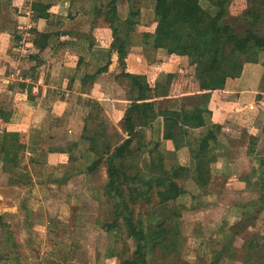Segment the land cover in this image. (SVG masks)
<instances>
[{"label": "trees", "instance_id": "16d2710c", "mask_svg": "<svg viewBox=\"0 0 264 264\" xmlns=\"http://www.w3.org/2000/svg\"><path fill=\"white\" fill-rule=\"evenodd\" d=\"M88 2L89 6L82 0H70L66 16L74 20L80 14L90 15L88 33L63 28L62 16H56L51 11L52 3L44 0L30 2L32 20L45 22L41 30L31 28V50L34 48V52L29 53L28 59L34 63L32 74L34 76L43 64L41 53L50 47L52 38H93V30L99 23H104L112 37L110 60L95 74L82 76V91L91 92L89 86L99 74L108 71L115 52L121 69L116 78L126 87L128 103L114 123L99 100L93 97L80 100L82 106L78 116L84 122V130L92 135L64 146L52 143L46 150L66 155L64 180L78 172L80 166L76 168V163L81 158L87 162L91 160L85 173L104 172L105 202L112 206L114 214V220L105 223L104 227L107 230L124 227L127 236L134 240V250L120 264H150L157 250L164 258L180 250L183 211L186 210L185 202L180 199L187 198L191 193V189L181 185L180 180L190 175L187 184L194 186V181L198 184L201 190L192 193L190 199L195 204L193 212L203 209L202 205L207 206L208 203L202 198L216 193L207 191V184L215 182L220 185L219 181L223 179L224 182L227 176L225 171L223 173L226 174H218L217 177L211 173L209 165L216 161L218 155L212 153L208 157L207 154L220 144L231 146L228 138L221 140V135L226 134L225 122L212 120V109L203 97L189 107L180 108H157L156 99L168 97L176 79L184 78L186 86L191 85V78L195 79L202 92L223 91L232 81L242 85L247 65L259 64L264 69L261 60V53L264 52V0H244L241 11L233 20L230 19L233 0H155L154 11L158 21L153 30L143 33V46L163 49L170 56H182L190 48L196 50L198 47L197 51L205 49L210 57L206 64L195 67L193 73L184 66H180L175 73H162L154 85L150 84L146 73L127 69L131 34L140 25L139 0H127L129 11L125 18L121 16L120 0ZM20 34L15 36L19 38ZM81 61L80 57L79 63ZM261 77L264 78V71ZM75 78L68 82L70 89ZM14 85L25 92L29 104L35 105L33 83L22 80L14 82ZM12 115L13 109L0 102V116L4 122H9ZM158 117L163 122L162 138L169 142L166 154L160 149L161 143L155 142L153 137V124ZM252 119L251 116L247 123H243V128L252 127ZM24 138L21 131L0 128V161L4 172H12L19 166L21 157L29 148ZM250 139L256 145L259 138L257 134H251ZM143 153H146V158H143L145 164L141 165L139 161ZM169 156L183 159V162L168 168L165 161ZM263 166L264 161L260 168H254L253 176L246 179L249 185L256 180L260 187H264ZM14 183L20 184L19 180ZM154 189L157 190L155 198L151 194ZM252 205L247 202L237 204L242 209V218L233 223L224 221L222 227L232 230V240L254 226L260 210L256 213ZM147 208L150 209L143 213ZM1 236L6 238L7 243L15 245L5 213L0 211V239ZM231 249L230 244H223L218 250L208 248V252L213 253L210 262L219 264L225 252ZM241 250L246 251L247 262L264 264V234H253L243 239ZM3 252L0 245V253Z\"/></svg>", "mask_w": 264, "mask_h": 264}, {"label": "rangeland", "instance_id": "374dc122", "mask_svg": "<svg viewBox=\"0 0 264 264\" xmlns=\"http://www.w3.org/2000/svg\"><path fill=\"white\" fill-rule=\"evenodd\" d=\"M82 1L89 6L88 0ZM243 2L244 0H233L230 12L231 20L237 16L238 11H241ZM237 5L238 9H235ZM119 6L121 16L125 18L129 11V3L127 0H120ZM154 6L155 0H139L140 25L131 34V38L136 39L134 44L141 41L144 32L151 31L156 26L158 17L155 14ZM90 17V15H81V17L78 16L74 20L69 19L68 21V17H66V21H63L61 26L65 29L74 28L88 33ZM105 28V24L99 23L93 30V38L95 40L106 38ZM27 29L28 23H23L18 31ZM107 32H110L108 28ZM79 38H84V36ZM197 50L198 47L196 50L190 48L183 59V66L191 73L195 72V67L206 64L210 57L207 50H201L200 53ZM147 54L148 57L150 54ZM24 66L30 65L25 63ZM115 72L119 73L120 71L118 69ZM185 72L187 73V70ZM114 75L113 71L101 75L98 80L100 87L105 86L106 88L103 95L104 101H108L110 97L124 94L122 89L120 91L112 89V85L117 86L116 84H118ZM194 81L196 82L191 78L190 84ZM196 84L197 82L191 86L195 87ZM75 99L76 97H72L70 101L75 102ZM198 99V96L190 95L182 102L185 105H193ZM179 101L174 99V105L180 104ZM252 104L260 109L256 117H252L253 128H243L242 126L251 118L246 111L233 110L230 117L237 118L238 123L233 127L228 126V128L225 125L226 134L221 135V140L228 138L231 141V146L220 144L219 147L216 146L217 149L215 148L207 154L208 157H211L212 153L224 154L228 157L230 165L225 170L227 176L224 182L221 179L220 185L215 182L207 184V191L216 192L214 195L209 194L202 198L208 205L206 206L204 203L203 209L200 208L193 212L195 204L190 199V195L201 189L195 181L194 186L192 183L187 184L190 181V175L180 180L181 185H186L191 189L187 198L180 199L185 202L186 206V210L183 211L180 250L165 258L162 257L161 251L157 250L156 255L150 259V264H212L210 260L213 253L208 252V248L218 250L223 244H230L232 249L225 252V256L219 264L256 263L254 261L247 262L245 260L246 251L241 250L243 239L250 238L253 234H264V187H260L256 180L252 181L251 185L246 181L255 173L253 172L254 168L257 166L260 168L264 161V99L256 101V103L252 102ZM253 106L251 107L253 108ZM104 108L106 112L107 109L105 106ZM241 116L246 120H243ZM57 127L54 134L57 139L53 142L62 146L73 141L74 138L81 139V137L92 135L91 132L84 130L83 121L73 123L67 116L58 122ZM69 128L77 132H69ZM251 134L258 135L259 139L256 145L250 139ZM22 135L25 137L23 131ZM154 141L156 142L158 139L155 138ZM42 143L44 144V140ZM45 144L46 147L52 145L50 141ZM46 147L43 148L45 152L42 151L39 155L26 151L21 157L19 166L12 172H4L0 161V211L5 213V220L9 224L15 242V245L7 243L6 238L1 236L2 243L0 245L4 252L0 253V264H120L121 260L129 257L134 250V240L127 236L124 227L114 230H107L104 227L105 223L114 220L112 206L105 202L104 172L85 173L87 164L91 160L89 159L90 161L87 162L81 158L76 163V168L80 166L78 172L64 180L65 167L54 169L46 163L37 162L46 155ZM160 149L165 150L163 152L166 154L168 146L165 147L161 141ZM257 151L258 153H256ZM143 158H146V153L142 154V159L139 161L141 165L145 164ZM176 164H178V160L170 156L165 161L168 168ZM210 169L211 173L222 170L216 166H210ZM219 178L221 177L219 176ZM15 180H19L20 184H15ZM246 188L248 189L246 190ZM151 194L155 198L157 190L154 189ZM244 202L249 205L253 204V210L256 213L260 210L258 219L254 222L252 229L245 230L232 240V230L224 229L222 226L224 221L233 223L242 218V209L237 207V204ZM149 209L143 210V213Z\"/></svg>", "mask_w": 264, "mask_h": 264}, {"label": "crops", "instance_id": "0c3cea01", "mask_svg": "<svg viewBox=\"0 0 264 264\" xmlns=\"http://www.w3.org/2000/svg\"><path fill=\"white\" fill-rule=\"evenodd\" d=\"M31 1L11 0L7 2L6 0H1L2 3L0 4V102L13 109V115L9 122H4L0 116V128H6L11 132L23 131L25 133L24 140L29 147L27 151L39 155L40 152L44 151L43 148L46 147V142L50 141L54 143L53 140L57 139L54 136L55 130L58 128V122L64 116H67L70 122L72 121L73 123L75 121L78 123L83 121L78 116L79 109L82 106L79 103L80 100H85L88 97L99 100L106 107L107 115L116 123L128 103V97L126 87L116 78L118 73L115 71L118 69L121 71V69L115 52L112 55V62L109 65L108 71L99 74L93 85L89 86L91 92L85 93L82 91V76L86 73L95 74L100 67L110 60L109 50L112 37L111 33L107 32L108 27L106 25V38H98L97 40L95 38H52L50 47L41 53L43 64L33 76L31 67L34 63L28 59V56L34 52V48H32L28 55L20 54L15 48L16 41L18 40V38L15 39V35L18 32H23L18 31V29H21L23 23H28L26 31L29 32H31V28L36 27L38 30H41L45 26L44 21L36 22L32 20ZM44 1L52 3L51 11L56 16H62V23L66 21V16L69 13V0ZM78 16L81 17V14ZM68 20L69 18H67ZM54 39L55 41H53ZM30 40L32 43L33 38H30ZM135 41L136 39H130L127 69L146 73L151 85L155 84L160 74L175 73L179 70L180 66L184 65L183 59L185 58V54L182 56H170L163 49L155 50L144 47L142 38L136 44H134ZM147 53L150 54L148 57ZM80 57L82 61L79 63ZM261 60L264 63V52L261 53ZM25 63L30 66H24ZM113 71L115 73L114 79L118 84H116L117 86L112 85V89L114 91L122 89L124 94L110 97L108 101H104L103 95L106 88L105 86L100 87L98 80L101 75L109 74ZM263 71V67L259 64H249L246 67L242 85L240 82L232 81L223 91L202 92L199 90L197 84L195 87L191 86L195 82L186 86L187 83L183 82L182 78L176 79L172 84L170 95L166 98L156 99V107H189L191 105H185L182 102L185 98L190 95L198 96L199 99L203 97V100L207 101L212 109V120L221 123L225 122L227 128L228 126L233 127L238 123L237 118L230 117L233 110L246 111L250 117L251 114L252 117H256L260 112L259 107H254L252 102L256 103V101L264 99V78L261 77ZM74 76L76 78L72 89H70L68 82ZM22 80L33 83V93L36 96L34 99L35 105L29 104L26 101L25 92L17 85H14V82ZM12 83L13 85H9ZM188 86H191L192 89H189ZM258 94H262V97H258ZM123 96L124 99H122ZM72 97H76L75 102L70 101ZM174 99L180 100V104L174 105ZM49 106L51 107L50 109ZM241 118L244 119L242 116ZM253 126L250 128H253ZM74 131L77 132L69 128V132ZM153 133L154 139L157 138L160 143L162 141L165 147L169 145V142L162 138L163 122L161 117L155 120ZM78 139L74 138L73 141H78ZM43 140L44 144L42 143ZM66 160L67 157L63 153L47 152L37 162L46 163L48 166L56 169L58 167H65ZM176 160H178V163H182L180 159ZM210 166L222 169L218 171L212 170L216 172L212 173L213 175H218L228 169L230 166L229 159L226 155L220 154Z\"/></svg>", "mask_w": 264, "mask_h": 264}, {"label": "built area", "instance_id": "2783aa9c", "mask_svg": "<svg viewBox=\"0 0 264 264\" xmlns=\"http://www.w3.org/2000/svg\"><path fill=\"white\" fill-rule=\"evenodd\" d=\"M31 34L29 31H23L20 34V37L16 41L15 48L22 55H28L31 51Z\"/></svg>", "mask_w": 264, "mask_h": 264}]
</instances>
